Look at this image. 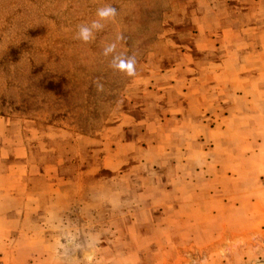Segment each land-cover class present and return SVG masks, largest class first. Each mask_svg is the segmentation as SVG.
Listing matches in <instances>:
<instances>
[{
	"label": "rangeland",
	"instance_id": "1",
	"mask_svg": "<svg viewBox=\"0 0 264 264\" xmlns=\"http://www.w3.org/2000/svg\"><path fill=\"white\" fill-rule=\"evenodd\" d=\"M0 264H264V0H0Z\"/></svg>",
	"mask_w": 264,
	"mask_h": 264
},
{
	"label": "clouds",
	"instance_id": "2",
	"mask_svg": "<svg viewBox=\"0 0 264 264\" xmlns=\"http://www.w3.org/2000/svg\"><path fill=\"white\" fill-rule=\"evenodd\" d=\"M117 9L111 5H105L96 10V20H93L90 25H82L78 28L75 35V39L81 42L87 43L94 38V32L101 30L104 27L103 22L114 20L117 16ZM123 39L122 36L117 37V41ZM117 47L115 42L108 44L104 50L103 54L108 56L113 53ZM116 71L126 74L131 77L136 73V60L132 56L123 57L116 56L112 60L111 65ZM98 89H102V85H97Z\"/></svg>",
	"mask_w": 264,
	"mask_h": 264
}]
</instances>
